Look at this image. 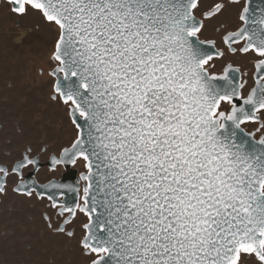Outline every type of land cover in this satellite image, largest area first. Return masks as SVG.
Segmentation results:
<instances>
[{
    "label": "snow or ice",
    "instance_id": "obj_1",
    "mask_svg": "<svg viewBox=\"0 0 264 264\" xmlns=\"http://www.w3.org/2000/svg\"><path fill=\"white\" fill-rule=\"evenodd\" d=\"M0 8L16 27L35 21L19 43L48 45L47 104L73 129L57 144L24 142L17 127L21 146L0 159V200L43 203L48 232L74 241L86 264H264V0ZM226 13L234 23L213 26L219 43L202 38ZM229 54L249 59L251 83L243 66L217 71ZM78 162L75 182L39 179Z\"/></svg>",
    "mask_w": 264,
    "mask_h": 264
},
{
    "label": "rangeland",
    "instance_id": "obj_2",
    "mask_svg": "<svg viewBox=\"0 0 264 264\" xmlns=\"http://www.w3.org/2000/svg\"><path fill=\"white\" fill-rule=\"evenodd\" d=\"M15 19L0 8V159L21 146L17 127L27 131L24 142L46 136L49 143L58 144L73 135L63 112L47 104L51 81L46 71L41 76L39 69L47 68L49 47L30 36L19 43V37L34 28L35 21L21 20L16 27ZM45 172L42 169L39 174L41 181L52 175ZM42 211L43 203L24 201L11 193L0 200V264H86L74 241L48 232L40 218ZM83 220L81 217L77 224Z\"/></svg>",
    "mask_w": 264,
    "mask_h": 264
},
{
    "label": "flooded vegetation",
    "instance_id": "obj_3",
    "mask_svg": "<svg viewBox=\"0 0 264 264\" xmlns=\"http://www.w3.org/2000/svg\"><path fill=\"white\" fill-rule=\"evenodd\" d=\"M217 23H224V24L230 25V24L234 23V18L230 14L226 13L225 16L220 17L217 21H213L205 29L202 38H205V37L216 38L218 40V43H219V34H217L216 32L213 31V26ZM227 63H232L234 67L235 66H243L242 71H247L249 73V82L251 83L250 77H251V73L254 71V68L249 63L248 58H243V57H239V56H231V54H229L223 60L217 62V71H222V67L224 65H226ZM82 163L83 162H78V164L76 166H69V168L67 170L64 169L63 167H61L55 173H49L47 168H42V169H45L46 174H52L51 177L54 179H61L63 177V175L65 173H67V177H66L67 182H75L76 180H78L80 172L84 171ZM43 181H45V180H43ZM69 198H71V197H69Z\"/></svg>",
    "mask_w": 264,
    "mask_h": 264
},
{
    "label": "water",
    "instance_id": "obj_4",
    "mask_svg": "<svg viewBox=\"0 0 264 264\" xmlns=\"http://www.w3.org/2000/svg\"><path fill=\"white\" fill-rule=\"evenodd\" d=\"M66 170H67V169H66ZM66 177H67V173H65L61 179H64V180H65V182H67V179H66Z\"/></svg>",
    "mask_w": 264,
    "mask_h": 264
}]
</instances>
